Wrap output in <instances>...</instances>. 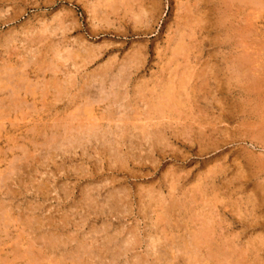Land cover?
<instances>
[{
  "label": "rangeland",
  "instance_id": "1",
  "mask_svg": "<svg viewBox=\"0 0 264 264\" xmlns=\"http://www.w3.org/2000/svg\"><path fill=\"white\" fill-rule=\"evenodd\" d=\"M0 124V264H264V0H0Z\"/></svg>",
  "mask_w": 264,
  "mask_h": 264
},
{
  "label": "bare ground",
  "instance_id": "2",
  "mask_svg": "<svg viewBox=\"0 0 264 264\" xmlns=\"http://www.w3.org/2000/svg\"><path fill=\"white\" fill-rule=\"evenodd\" d=\"M117 5H118V4H117ZM121 5H122V4H121ZM111 6H112V5H111ZM107 7H108V6H107ZM125 7H126V6H125ZM126 8H127V7H126ZM110 11H111V10H110ZM128 12H129V11H128ZM184 15H185V14H184ZM105 26H106V25H105ZM94 58H95V57H94ZM135 59H136V58H135ZM133 61H134V60H133ZM129 63H130V62H129ZM129 63H128V64H129ZM129 66H130V65H129ZM137 67H138V66H137ZM125 68H126V65H125ZM123 69H124V68H123ZM128 69H129V68H128ZM126 71H127V70H126ZM131 71H132V69H131ZM118 81H119V80H118ZM94 85H95V84H94ZM96 86H98V85H96ZM101 86H102V85H101ZM104 86H105V85H104ZM104 86H103V87H104ZM89 87H92V86H89ZM99 87H100V86H99ZM100 88H101V87H100ZM82 89H83V88H82ZM85 89H87V88H85ZM88 89H91V88H88ZM95 89H96V88H95ZM104 89H105V88H104ZM109 89H110V93H111L112 96L115 97V96H118V95H119V93H117V91H119V89H120L118 83H117V84H113V85H111V86L109 87ZM96 90H97V89H96ZM105 90H106V89H105ZM179 90H180V89H179ZM89 91H90V90H89ZM98 91H100V90H98ZM114 91H115V92H114ZM20 92H21V91H20ZM91 92H92V91H91ZM101 92H104V91H103V88H102V91H101ZM107 92H109V91L107 90ZM107 92H105V93H107ZM173 92H174V90H173ZM16 93H17V91H16ZM86 93H88V91H87ZM99 93H100V92H99ZM174 94H175V93H174ZM174 94H173V95H174ZM176 94H177V93H176ZM26 95H27V94H26ZM93 95H94V93H93ZM99 95H100V94H99ZM111 95H110V97H111ZM171 95H172V94H171ZM179 95H180V93H179ZM28 96H29V95H28ZM103 96H104V95H103ZM87 97H88V96H87ZM89 97H90V96H89ZM170 97H171V96H170ZM174 97H175V96H174ZM115 98H116V97H115ZM100 99H101V98H100ZM160 99H161V98H160ZM173 99H174V98H173ZM113 100H114V99H113ZM115 100H116V99H115ZM143 101H144V100H143ZM21 102H22V101H21ZM21 102H19V103H21ZM26 102H27V101H26ZM26 102H25V103H26ZM88 102H89V100L87 99V103H88ZM92 102H93V101H92ZM168 102H169V101H168ZM104 103H105V102H104ZM118 103H119V102H118ZM118 103H117V104H118ZM162 103L164 104L165 102H162ZM177 103H178V102H177ZM88 104H89V103H88ZM146 105H147V103H146ZM155 105H156V104H155ZM164 105H165V104H164ZM166 105H167V104H166ZM166 105H165V106H166ZM169 105H170V104H169ZM173 105H174V104H173ZM15 106H17V105L15 104ZM15 106H14V107H15ZM20 106H21V104H20ZM91 106H92V105H91ZM110 106H111V105H110ZM116 106H117V105H116ZM157 106H158V108H159L157 111H160V112L162 111V112H163V108H164V106H163L162 104H161L160 106L157 104ZM11 107H12V106H11ZM21 107H22V106H21ZM112 107H113V105H112ZM124 107H125V106H124ZM171 107H172V106H171ZM76 108H77V107H76ZM118 108H119V107H118ZM153 108H154V107H153ZM156 108H157V107H156ZM114 109H115V107H114ZM172 109H173V107H172ZM174 109H175V108H174ZM12 110H13V109H12ZM164 110H165V109H164ZM145 111H146V110H145ZM154 111H155V109H154ZM165 111H166V110H165ZM134 113H135V112H134ZM147 113H148V112H147ZM76 114H77V113H76ZM81 114H82V111H81ZM70 116H71V115H70ZM80 116H81V115H80ZM90 116H91V115H90ZM145 116H146V115H145ZM76 117H77V116H76ZM122 117H123V116H122ZM151 117H152V116H151ZM161 117H162V116H161ZM71 118H72V117H71ZM77 118H78V117H77ZM123 118H124V117H123ZM123 118H121V120H119V121H121L124 125H126L127 123H126V124L124 123L125 121L123 120ZM126 118H127V120H128V117H126ZM66 119H67V118H66ZM78 119H79V118H78ZM78 119H77V120H78ZM81 119H82V118H81ZM88 119H89V118H88ZM97 119H98V118H97ZM119 119H120V117H119ZM129 119H130V118H129ZM133 119H134V117H133ZM146 119H147V118H146ZM61 120H62V119H61ZM77 120H76V121H77ZM83 120H84V119H83ZM86 120H87V119H86ZM127 120H126V121H127ZM68 121H69V120H68ZM76 121H74V122H76ZM84 121H85V120H84ZM88 121H89V120H88ZM91 121H92V119H91ZM108 121H109V120H108ZM114 121H115V120H114ZM139 121H141V120H139ZM57 122H58V121H57ZM97 122H98V121H97ZM116 122H117V121H116ZM141 122H142V121H141ZM141 122H140V123H141ZM148 122L150 123V121H148ZM88 123H90V122H88ZM128 123H129V122H128ZM2 124H3V123H2ZM0 125H1V124H0ZM78 125H79V124H78ZM117 125H118V124H117ZM128 125H131V124H128ZM126 126H127V125H126ZM60 127H61V126H60ZM150 127H151V126H150ZM40 128H41V127H40ZM73 128H74V127H73ZM159 128H160V127H159ZM64 129H65V128H64ZM104 129H105V128H104ZM142 129H143V128H142ZM142 129H141V131H142ZM151 129H152V128H151ZM43 130H44V129H43ZM53 130H54V129H53ZM59 130H60V129H59ZM66 130H67V129H66ZM68 130H69V129H68ZM70 130H71V129H70ZM100 130H101V129H100ZM144 130H145V132H149V131H150V130H149V131H146V128H145ZM147 130H148V129H147ZM156 130H157V129H156ZM47 131H48V130H47ZM56 131H57V129H56ZM75 131L77 132V134H78V132H79V134H81V136H79V135L77 136V135H76V141H80L81 139H83V141H84L85 137H87L88 139H92V138H95V137L98 135V132H97V131H98V125H97V124H92V123H91V125H89V124L86 125L85 123H84V124L81 123V124L79 125L78 128H75ZM122 131H123V130H122ZM138 131H139V129H138ZM160 131H161V130H160ZM202 131H203V130H202ZM44 132H45V131H44ZM157 132H158V131H157ZM157 132H156V134L158 135ZM143 133H144V132H143ZM149 133H150V132H149ZM149 133H148V134H149ZM25 135H26V134H25ZM64 135H65V134H64ZM123 135H125V134H123ZM142 135H143V134H142ZM146 135H147V134H146ZM146 135H145V137H146ZM151 135H152V134H151ZM153 135L155 136L154 133H153ZM69 136H70V134H69ZM59 137H60V136H59ZM59 137H58V138H59ZM100 137H101V136H100ZM140 137H141V136H140ZM145 137H144V138L142 137V138L144 139L143 141H145V139H146ZM150 137H151V136H150ZM157 137H158V136H157ZM43 138H44V137H43ZM63 138H64V137H63ZM63 138H62V139H63ZM142 138H141V139H142ZM151 138H153V137H151ZM49 139H50V138H49ZM60 139H61V138H60ZM65 139H67V138H65ZM68 139H69V138H68ZM72 139H73V138H72ZM72 139H71V140H72ZM96 139H97V138H96ZM156 139L159 141L160 138H156ZM71 140H70V141H71ZM157 140H156V141H157ZM160 140H161V139H160ZM163 140H165L164 137H163ZM50 141H51V140H50ZM93 141H94V140H93ZM146 141H148V140H146ZM158 141H157V142H158ZM53 142H54V141H53ZM67 142H68V141H67ZM67 142H64V143H67ZM74 142H75V141H74ZM202 142H203V141H202ZM263 142H264V141H263ZM150 143H151V142H150ZM158 143L160 144L161 141L158 142ZM36 144H37V143H36ZM44 144H46V143H43V145H44ZM51 144H52V142H51ZM53 144H54V143H53ZM56 144H57V143H56ZM161 144H162V143H161ZM31 145H32V144H31ZM38 145H39V144H38ZM78 145H80V143H79ZM162 145H163V144H162ZM47 146H48V144H47ZM49 146H50V144H49ZM156 146H157V144H156ZM64 147H65V146H64ZM35 148H36V147H35ZM53 148H55V147H53ZM61 148H62V147H61ZM44 149H45V147H44ZM55 149H56V148H55ZM55 149H54V150H55ZM51 150H52V149H49L50 153H53V152L55 153V151L52 152ZM111 150H112V149H111ZM155 150H156V149H155ZM155 150H154V151H155ZM42 151H43V150H42ZM47 151H48V149H47ZM49 151H48V153L46 152V153H47V156H48V154H49ZM60 152H61V151H60ZM54 153H53V154H54ZM114 153H115V152H114ZM114 153H113V154H114ZM53 154H52V155H53ZM57 154H58V153H57ZM50 155H51V154H50ZM50 155H49V156H50ZM55 156H56V155H55ZM119 156H120V155H119ZM39 157H40V156H39ZM39 157H38V158H39ZM121 157H122V155H121ZM47 159H48V158H47ZM116 159H119V161H120V158H119V157L116 158ZM30 160H32V159H30ZM35 160H37V159H35ZM39 160H40V159H39ZM39 160H38V161H39ZM44 160H45V159H44ZM132 160H133V159H132ZM9 161H10V160H9ZM18 162H19V161H18ZM141 162H142V161H141ZM135 163H136V162H135ZM123 165H124V164H123ZM45 166H46V165H45ZM113 166H114V165H113ZM11 167H12V166H11ZM6 168H7V167H6ZM12 168H13V167H12ZM13 169H14V168H13ZM13 169H12V170H13ZM110 169H111V168H110ZM6 173H7V172H6ZM171 173H172V172H171ZM81 175H82V174H81ZM167 177H168V176H167ZM175 177H176V176H175ZM7 178H8V177H7ZM2 179H3V178H2ZM180 179H181V178H180ZM163 180H164V179H163ZM165 180H166V179H165ZM188 180H189V179H188ZM2 181H3V180H2ZM163 182H164V181H163ZM5 183H6V182H5ZM177 184H178V183H177ZM175 185H176V183H175ZM175 185H174V186H175ZM166 186H167V184H166ZM40 188H41V187H40ZM42 188H43V187H42ZM174 188H175V187H174ZM174 188H172V189H174ZM91 189H92V188H91ZM169 189H170V188H169ZM170 190H171V189H170ZM168 191H169V190H168ZM148 192H149V191H148ZM154 192H155V191H154ZM160 192H161V190H160ZM172 192H173V191H172ZM195 192H196V191H195ZM149 193H150V192H149ZM157 194H158V193H157ZM163 194H164V193H162V194H158V195H163ZM148 195H149V194H148ZM151 195H154V196L156 197V195H155L153 192H152V194L150 193L149 197H150ZM154 196H153V197H154ZM151 197H152V196H151ZM161 197H162V196H161ZM163 197H164V196H163ZM190 198H192V197H190ZM171 199H172V198H171ZM192 199H193V198H192ZM151 200H152V198H151ZM153 200H154V199H153ZM215 200H216V199H215ZM157 201H158V198H157ZM163 201H164V200H163ZM191 201H192V200H191ZM149 202H150V200H149ZM159 202H162V200L159 201ZM159 202H158V203H159ZM195 202H196V201H195ZM150 203H151V202H150ZM166 203H167V202H166ZM159 204H160V203H159ZM151 205H152V204H151ZM153 205H154V204H153ZM156 205H157V206H155V207H158L157 209H159V208H163V207H159L161 204H160L159 206H158V204H156ZM164 205H165V204H164ZM175 205H176V204H175ZM166 207H167V206H166ZM170 207H171V206H170ZM164 209H165V207H164ZM173 210H174V209H173ZM161 211H163V210H161ZM0 212H1V211H0ZM153 213H154V212H153ZM165 213H166V212H165ZM165 213H164V214H165ZM1 216H2V214H1ZM1 216H0V219H2ZM3 217H4V216H3ZM168 217H169V216H168ZM11 218H12V217H11ZM163 218H164V216H163ZM169 218H170V217H169ZM156 220H157V219H156ZM158 220H159V219H158ZM158 220H157V221H158ZM164 220H165V219H164ZM167 220H168V219H167ZM208 220H209V219H208ZM15 221H16V220H15ZM170 221H171V220H170ZM170 221H168V222H170ZM2 222H3V221H2ZM155 222H156V221H155ZM166 222H167V221H166ZM4 223H8V222H4ZM4 223H3V225H4V227H5L6 225H5ZM64 223H65V222H64ZM159 223H160V222H159ZM166 224H167V223H166ZM206 224H207V223H206ZM209 224H212V223L209 222ZM3 225H0V226H3ZM157 225H158V223H157ZM161 225H162V223H161ZM172 225H173V224H172ZM13 226H14V225H13ZM28 226H29V225H28ZM162 226H163V225H162ZM165 226H167V225H165ZM170 226H171V225H170ZM178 226H179V225H178ZM6 227H7V226H6ZM20 228H21V227H20ZM166 228H167V227H166ZM13 229H14V228H13ZM156 229H157V228H156ZM4 230H5V229H4ZM208 230H209V229H208ZM162 231H163V230H162ZM0 232H1V231H0ZM7 232H8V231H7ZM20 232H21V231H20ZM207 232H208V231H206V233H207ZM211 232H212V231H211ZM3 233H4V232H3ZM26 233H27V232H26ZM206 233H205V234H206ZM208 233H210V232H208ZM0 234H1V233H0ZM4 234H5V233H4ZM188 234H189V233H188ZM191 234H192V233H191ZM6 235H7V234H6ZM196 235H197V233H196ZM199 235H200V234H199ZM165 236H166V235H165ZM172 236H173V235H172ZM201 236H203V235H201ZM204 236H205V235H204ZM207 236H208V234H207ZM163 237H164V236H163ZM192 237H193V236H192ZM197 237H198V236H196V238H197ZM0 238H1V237H0ZM6 238H7V237H6ZM173 238H175V237H173ZM176 238H177V237H176ZM198 238H199V237H198ZM205 238H206V237H205ZM37 239H38V238H37ZM6 240H7V239H6ZM8 240H9V239H8ZM136 240H137V239H135V241H136ZM180 240H181V238H180ZM197 240H198V241H197ZM197 240H196L197 242H200L199 240H201V239H197ZM10 241H11V239H10ZM52 241H53V240H51V242H52ZM55 241H56V240H55ZM133 241H134V240H133ZM201 241H202V240H201ZM17 242H18V241H17ZM47 242H48V241H47ZM57 242H58V241H57ZM57 242H56V243H57ZM175 242H176V241H175ZM190 242H192V241H190ZM194 242H195V241H194ZM194 242H192V246H193V243H194ZM33 243H35V242H33ZM36 243H37L36 245H38V242H36ZM40 243H41V242H40ZM42 243H43V241H42ZM48 243H49V242H48ZM129 243H130V241H129ZM153 243H157V241H156V242L154 241ZM160 243H161V242H160ZM185 243H186V242H185ZM13 244H14V242H13ZM13 244H12V245H13ZM19 244H20V243H19ZM29 244H31V243L29 242ZM44 244H45V243H44ZM133 244L136 245V242H134ZM158 244H159V242H158ZM158 244H157V245H158ZM161 244H162V243H161ZM164 244H165V243H164ZM186 244H187V243H186ZM199 244H200V243H199ZM201 244H202V242H201ZM33 245H34V244H33ZM49 245H50V244H49ZM49 245L47 246V243H46L45 246L49 247ZM83 245H84V244H83ZM127 245H128V244H127ZM162 245H163V244H162ZM165 245H166V244H165ZM167 245H169V244L167 243ZM171 245H172V244H171ZM189 245L191 246V243H189ZM195 245H196V244H195ZM7 246H8V245H7ZM29 246H30V245H29ZM129 246H130V244H129ZM129 246H128V247H129ZM169 246H170V245H169ZM190 246H189V247H190ZM200 246H201V245H200ZM13 247H15V246H13ZM41 247H42V246H41ZM41 247H40V248H41ZM50 247H51V246H50ZM57 247H58V246H57ZM57 247H55V248H57ZM83 247H84V251L81 252V253H77L78 255L76 256V259H75L74 262H78V263H79L80 261H82V259H83L84 257L95 258V254L92 252L93 250L90 251V250H89L88 248H86L85 246H83ZM130 247H131V246H130ZM130 247H129V248H130ZM164 247H165V246H164ZM20 248H21V247H20ZM25 248H26V247H25ZM42 248H43V247H42ZM44 248H45V247H44ZM79 248H80V247H79ZM154 248H156V247H154ZM165 248H166V247H165ZM169 248L172 249L171 247H169ZM186 248H187V249H186ZM193 248H194V247H193ZM193 248H192V249H193ZM197 248H200V247H197ZM13 249H14V248H13ZM13 249H12V251H13ZM16 249H17V248H16ZM26 249H28V248H26ZM29 249H30V250H29L28 252H27V250H25V251L27 252V253L25 252V253H26L25 255L28 254V256H27L28 258H27V262H26V263H28V264H33V262L36 261V260L38 259V257L36 256V253H34V252H35L34 247H31V246H30ZM51 249H52V248H51ZM173 249H174V248H173ZM180 249H181V248H180ZM14 250H15V249H14ZM20 250H21V249H20ZM161 250L166 252L167 249H166V250L161 249ZM183 250H186L185 254H186V253H187V254L189 253V254H191V255H196V254L198 253V249H195V250H197V252L194 251V253H193V250H191V248H188V247H184ZM30 251H31V252H30ZM79 251H80V250H79ZM126 251H127V250H126ZM157 251H158V248H157ZM167 251H168V250H167ZM199 251H200V250H199ZM17 252H18V251L16 250V253H17ZM160 252H161V251H160ZM168 252H169V251H168ZM208 252H209V251H208ZM208 252H207V253H208ZM18 253H19V252H18ZM18 253H17V254H18ZM30 253L33 254V255H35V257H34V256H33V257H32V256L30 257V256H29V255H31ZM38 253H40V252H38ZM166 253H167V252H166ZM183 253H184V252H183ZM204 253H205V252H204ZM14 254H15V253H14ZM17 254H16V256H17ZM41 254H42V253H41ZM161 254H162V253H161ZM182 255H183V254H182ZM22 256H23V257H20V255H19V258H21V259H25V257H24L23 254H22ZM39 256H41L40 258H42V255H39ZM70 256H71V255H70ZM72 256H73V254H72ZM186 256H188V255H186ZM48 257H49V256H48ZM73 257H75V256H73ZM188 257H189V256H188ZM194 257H195V256H194ZM14 258H15V256H14ZM40 258H39V259H40ZM178 258L181 259L180 257H178ZM196 258H197V255H196ZM196 258H195V259H196ZM198 258H200V257H198ZM198 258H197V259H198ZM206 258H207V257H206ZM39 259H38V260H39ZM70 259H72V258H70ZM70 259H69V260H70ZM87 259H88V258H87ZM172 259H174V256H173ZM203 259H204V258H203ZM183 260H184V259H183ZM183 260H181V261H183ZM186 260L189 261V259H186ZM243 260H244V259H243ZM25 261H26V260H25ZM188 261H187V262H188ZM202 261H203V260H202ZM36 262H37V261H36ZM41 262H42V261H41ZM74 262H73V263H74ZM169 262H170V261H169ZM62 263H63V262H62ZM71 263H72V261H71ZM174 263H175V262H174ZM174 263H173V264H174ZM190 263H191V262H190ZM23 264H24V263H23ZM40 264H41V263H40ZM82 264H83V262H82ZM192 264H193V263H192Z\"/></svg>",
  "mask_w": 264,
  "mask_h": 264
}]
</instances>
